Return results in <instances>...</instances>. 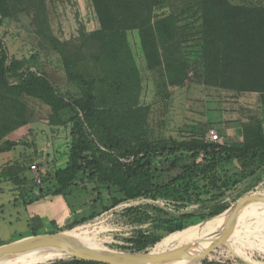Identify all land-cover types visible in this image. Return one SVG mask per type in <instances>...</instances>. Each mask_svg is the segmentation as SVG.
Segmentation results:
<instances>
[{"label": "trees", "instance_id": "obj_1", "mask_svg": "<svg viewBox=\"0 0 264 264\" xmlns=\"http://www.w3.org/2000/svg\"><path fill=\"white\" fill-rule=\"evenodd\" d=\"M92 1L100 28L83 42V47L88 42L97 46L90 59L83 56L81 48L69 53L68 42L53 40V48L62 55L68 82L81 90L78 99L62 95L46 74L25 68L24 60L9 63L8 52L0 43V140L27 123L18 107L24 98L50 108L51 126L72 124L68 162L45 180L57 184L52 195L67 196L69 189L90 178L108 191V198L99 194L109 203L104 206L106 211L128 202L148 201L145 206L127 208L126 213L144 214L155 222L154 230L140 231L123 248L131 253L151 252L169 235L186 231L188 219L224 220L223 213L231 206L227 199L241 189V181L250 184L238 194L259 184L264 175V130L258 126L246 133L242 146L199 139L187 143L143 139L132 115L139 109L141 77L128 32L139 31L148 67L154 69L161 64V48L179 36L177 18L155 19L158 0ZM199 7L205 83L260 93L264 103V7L233 5L229 0H201ZM8 16L6 0H0V23ZM16 145L7 141L0 146V153ZM250 155L260 159L259 165L241 179L232 180L226 166ZM38 195L16 200V205H32L44 197L43 192ZM238 235L236 228L233 236ZM202 242L211 244L210 239L193 242L188 252L196 256L189 249ZM92 249L101 250L99 242ZM60 258L64 257L59 252L14 260L0 257V264H39L52 259L56 261L47 264H102Z\"/></svg>", "mask_w": 264, "mask_h": 264}, {"label": "rangeland", "instance_id": "obj_2", "mask_svg": "<svg viewBox=\"0 0 264 264\" xmlns=\"http://www.w3.org/2000/svg\"><path fill=\"white\" fill-rule=\"evenodd\" d=\"M229 1L233 5L264 7V0ZM200 2L158 0L154 18L176 16L180 32L177 39L161 48V64L154 69L148 67L139 31L128 32L129 45L141 77L139 109L132 115L140 126V135L149 142L170 139L181 143L193 139L211 142L209 131L216 130L220 136L219 143L242 146L246 133L258 126L264 130L262 96L260 93L237 92L205 83L203 61L200 59ZM6 8L9 16L0 23V43L8 52L9 63L24 60L25 68L46 74L62 95L69 99L80 98L81 90L68 82L62 55L53 48V40L68 42L70 46L66 52L69 53L78 52L81 48L83 56L90 59L97 46L88 42L83 47V42L85 36L100 28L93 1L6 0ZM18 107L26 116L27 123L0 140V146L7 141L17 144L11 151L0 153V245L15 242L32 233L26 222V206L16 205V200L23 201L22 198L40 192L47 197L53 196L57 184L45 180L66 166L72 140V124L51 126L48 122L51 110L40 101L24 98ZM259 163L260 159L250 155L231 162L226 170L232 180L241 179ZM34 164L41 170L42 184H38L30 172V166ZM249 184V181H241L239 190L247 189ZM239 190L228 197L229 209L244 197L254 194L264 197V175L256 187L241 191V194H238ZM100 193L106 198L109 196L105 188H100L90 178L69 189V195L62 196L63 206L76 208L77 220L62 226L55 233L69 232L78 244L90 249L99 242L101 250L127 252L123 247L129 245L128 239L137 236L140 231L154 230L155 222L144 214L126 213L127 208L145 206L148 201L128 202L106 211L104 206L109 203L101 199ZM223 214L226 218L220 222L214 218L186 220L185 230L192 233L181 239L184 240L181 244L176 239L177 234H171L163 241H167L168 250H172L205 234L206 237L216 238L229 215ZM74 224L76 226H72ZM236 228L239 235L231 242L254 261L264 264V200H249L238 215ZM45 231L53 230L51 227L45 230L38 228L36 233ZM209 245L194 243L189 250L198 256ZM47 253L37 254L42 257ZM53 261L56 260H45L39 264ZM201 264L244 263L223 246Z\"/></svg>", "mask_w": 264, "mask_h": 264}, {"label": "water", "instance_id": "obj_3", "mask_svg": "<svg viewBox=\"0 0 264 264\" xmlns=\"http://www.w3.org/2000/svg\"><path fill=\"white\" fill-rule=\"evenodd\" d=\"M249 200H264V197L256 194L244 197L231 209H228L225 213H229V215L218 237L197 239V241H203V239L211 240V244L198 256H192L188 252L190 244L161 253H156L154 250L138 253L93 250L78 244L73 237L69 236L68 232H60L34 235L8 244H2L0 245V257H17L24 254H37L39 252H59L65 258L71 257L102 264H170L177 261L201 264L212 252L225 246L235 257L243 261L244 264H254L235 255L230 245V237L236 229L238 215Z\"/></svg>", "mask_w": 264, "mask_h": 264}, {"label": "crops", "instance_id": "obj_4", "mask_svg": "<svg viewBox=\"0 0 264 264\" xmlns=\"http://www.w3.org/2000/svg\"><path fill=\"white\" fill-rule=\"evenodd\" d=\"M35 196L39 195L36 194ZM62 196H46L32 205L26 206V222H28V227L32 233L24 235V238L33 236L38 228L45 230L46 227H51L53 231L36 233L37 235L55 233L62 226L77 220V214L74 213L76 208H64Z\"/></svg>", "mask_w": 264, "mask_h": 264}, {"label": "bare ground", "instance_id": "obj_5", "mask_svg": "<svg viewBox=\"0 0 264 264\" xmlns=\"http://www.w3.org/2000/svg\"><path fill=\"white\" fill-rule=\"evenodd\" d=\"M192 232L191 231H183L182 233L180 234H177L176 236V239H179L180 240V244L184 241V240H181V239H186L187 237L190 236ZM209 234V233H208ZM207 234L205 235H202L200 237H197L196 239L190 241L188 244H191L193 242H196L198 238H204L206 237ZM235 237L232 235L230 237V245L232 246V249L234 250V254L237 255L238 257H240L241 259L245 260V261H248V262H252L254 264H261V263H258V262H254L252 260H250L248 257L244 256L243 254V251L241 248H238L235 246L234 243L231 242V240H233ZM174 239V238H173ZM167 244L168 242L167 241H162L160 243H158L156 245V247L153 249L156 253H161V252H165V251H168V248L167 247ZM180 247V246H179ZM51 253H55V252H48L47 254H51ZM32 255H38V254H35V253H31V254H24V255H21V256H18V257H27V256H32Z\"/></svg>", "mask_w": 264, "mask_h": 264}, {"label": "built area", "instance_id": "obj_6", "mask_svg": "<svg viewBox=\"0 0 264 264\" xmlns=\"http://www.w3.org/2000/svg\"><path fill=\"white\" fill-rule=\"evenodd\" d=\"M208 135L210 137L211 142L219 143L220 136H219V133L216 130H210ZM30 172H32L34 174V180L38 184H42V179L40 178L41 170H40V168L38 167L37 164H34V165L30 166Z\"/></svg>", "mask_w": 264, "mask_h": 264}]
</instances>
